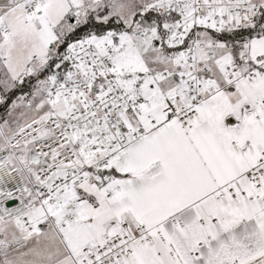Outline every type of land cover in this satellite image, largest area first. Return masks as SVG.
<instances>
[{
	"label": "snow or ice",
	"instance_id": "6c2138e0",
	"mask_svg": "<svg viewBox=\"0 0 264 264\" xmlns=\"http://www.w3.org/2000/svg\"><path fill=\"white\" fill-rule=\"evenodd\" d=\"M0 264H264V0H0Z\"/></svg>",
	"mask_w": 264,
	"mask_h": 264
}]
</instances>
